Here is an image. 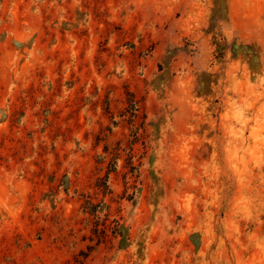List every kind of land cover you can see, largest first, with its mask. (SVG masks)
I'll return each instance as SVG.
<instances>
[{"label":"rangeland","instance_id":"374dc122","mask_svg":"<svg viewBox=\"0 0 264 264\" xmlns=\"http://www.w3.org/2000/svg\"><path fill=\"white\" fill-rule=\"evenodd\" d=\"M0 264H264V0H0Z\"/></svg>","mask_w":264,"mask_h":264}]
</instances>
